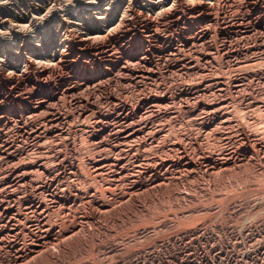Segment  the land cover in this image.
I'll use <instances>...</instances> for the list:
<instances>
[{"label":"rangeland","instance_id":"obj_1","mask_svg":"<svg viewBox=\"0 0 264 264\" xmlns=\"http://www.w3.org/2000/svg\"><path fill=\"white\" fill-rule=\"evenodd\" d=\"M0 264H264V0H0Z\"/></svg>","mask_w":264,"mask_h":264},{"label":"bare ground","instance_id":"obj_2","mask_svg":"<svg viewBox=\"0 0 264 264\" xmlns=\"http://www.w3.org/2000/svg\"><path fill=\"white\" fill-rule=\"evenodd\" d=\"M212 251H213V249H212ZM219 252V251H218ZM217 253V252H216ZM253 253V252H252ZM251 253V254H252ZM263 253V252H262ZM232 254V253H231ZM18 255V254H17ZM184 255V254H183ZM188 257V256H187ZM225 257V256H224ZM196 258V257H195ZM212 258V257H211ZM213 259V258H212ZM263 259V258H262ZM182 260H184V259H182ZM242 260V259H241ZM174 263V262H173ZM202 263V262H201ZM236 263V262H235Z\"/></svg>","mask_w":264,"mask_h":264}]
</instances>
